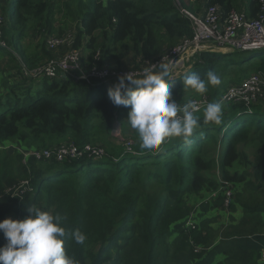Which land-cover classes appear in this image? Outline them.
<instances>
[{
	"label": "trees",
	"instance_id": "obj_1",
	"mask_svg": "<svg viewBox=\"0 0 264 264\" xmlns=\"http://www.w3.org/2000/svg\"><path fill=\"white\" fill-rule=\"evenodd\" d=\"M202 2V7L218 6L222 18L231 11H243L251 19L264 15V0ZM180 3V7L199 14L198 6L190 8L184 0ZM6 4L8 7L0 6V14L4 16L0 23L1 37L6 44L0 48H5L7 53L8 49L15 50L23 67L17 64L7 68L10 77L21 80L8 83L0 95V143L24 137L25 130L48 136L50 142L53 137L68 134V141L78 146L93 142L92 146L103 147L104 154L62 161L55 157L26 156L28 165L22 172L27 175L34 192L12 195L5 191L14 186L10 174L0 173V220L6 217L23 219L29 215L27 207L30 205L59 213L69 233L65 251L79 264H158L155 246L160 238L171 232L176 235L170 243V248L175 247L171 248L175 264H218L214 258L220 253L223 254L219 260L221 264L228 261L237 264L238 260L243 264H261L264 232L233 234L216 248L212 246L213 232L205 225L194 229L181 226L192 210L186 197L197 194L206 184L216 188L217 182L211 176L216 163L221 180L225 182L241 184L252 172L254 180L244 182L247 189L254 192L263 186L258 184L256 174L258 168H262V158L254 157L248 175L237 170L234 164L237 161L243 165L248 163L249 158L240 149L241 145L254 139L264 142V98L247 105L233 101L222 103L223 117L219 125L203 123L202 108L197 113L201 117L200 127L187 143L171 138L158 150H147L139 145L138 133H134L131 135L133 151H129L123 143L106 142L105 138H97V134L92 133L95 120L108 131L114 121H127L130 109L113 105L107 95L108 88L118 79L112 83L100 78L86 80L79 78L76 71L56 77L28 76L23 72V69L32 72L38 64L44 65L52 59L47 39L51 35L64 36L67 31L73 34L72 49H80L82 45L86 49H80L83 72L93 68L109 69L113 64L119 66L120 59L111 49L126 44L132 51L134 68L149 67L183 41L193 38L192 24L179 12L174 0H8ZM60 5L64 9L61 20L56 17ZM97 50L98 55L95 54ZM239 52H199L188 69L167 81L172 99L183 104L197 94L195 91L187 93L189 88L183 87L184 77L192 73L206 79V73L211 70L220 77L219 86H208L206 93L211 102L217 101L222 94V77L226 74L238 76L241 73L244 78L256 74L264 80V52L242 51L247 52V56H233ZM11 55L16 60L13 52ZM12 69L16 70L12 72ZM44 146L52 147L51 143ZM155 178L166 187L178 186L169 191L168 197L150 195L143 184L140 188L134 186L137 181L151 182ZM221 196L223 194L216 193L213 200L221 202ZM88 202L91 206L84 207ZM206 206L207 203H202L201 210ZM253 208L246 213L262 209L260 206ZM203 214L198 212L195 218ZM243 224L244 221L241 228ZM77 229L86 237L84 244L75 243L71 236ZM5 242L0 232V245ZM198 246L203 249L193 252ZM168 259L169 251L165 249L162 260Z\"/></svg>",
	"mask_w": 264,
	"mask_h": 264
},
{
	"label": "rangeland",
	"instance_id": "obj_2",
	"mask_svg": "<svg viewBox=\"0 0 264 264\" xmlns=\"http://www.w3.org/2000/svg\"><path fill=\"white\" fill-rule=\"evenodd\" d=\"M185 3H188L190 8L199 7V12L203 10L202 7V0H184ZM8 0H0V6L8 7L7 3ZM12 3V2H11ZM10 3V10L13 8V5ZM174 5L178 8L181 5L180 0H174ZM59 12H57L56 17L58 19H62V15L64 13V9L62 5L59 6ZM189 11L195 13L194 11ZM59 23V22H58ZM70 24V22H69ZM67 41H64L63 44L59 45L55 49H49L51 52H53V59H60L65 56L68 52L71 51V41L73 40V34L72 31H67L66 34L63 36ZM100 40V38H99ZM85 41V38H83V43ZM47 46V44H46ZM129 44H126V46H120L118 45L116 48L111 49V53L114 52V55L116 58L120 59V65L117 66V64H113L109 67V69L113 72H129V70H143V67H136L133 66V60L131 59L132 51L128 47ZM214 48V46H205V48ZM98 48V47H97ZM82 51H86L84 49V45L80 48ZM210 49V50H211ZM10 52L7 53L5 48H0V95L6 90V86L8 83H11L13 81H20V77H16L13 79L10 77L9 73L10 71L7 69L13 65H21V62L19 60L18 55L16 54L15 50L12 51V49H8ZM209 50V49H208ZM213 52L216 53H229L230 51L227 50V52H224L222 48L220 49H213ZM12 52L14 53V56L16 57V60L12 59ZM190 50H186L185 54H189ZM86 53V52H84ZM96 55L99 54V51L97 50ZM247 52H239L238 54H234L233 56L244 57L247 56ZM86 57V55H85ZM116 58L113 57L114 63H116ZM49 61V60H48ZM154 63V62H153ZM171 65V78L178 77L181 72L188 69L191 64L188 60L183 59V57L179 56L177 58L168 59V62ZM190 63V64H189ZM43 64V63H42ZM41 63L38 64V66L42 65ZM49 63L44 65L42 68H45L48 66ZM21 67H23L21 65ZM16 69H12L11 71H15ZM38 71V70H36ZM23 72L28 76H37L35 71L29 72L26 69H23ZM66 73V72H65ZM254 75V74H251ZM249 74V76H251ZM247 76V77H249ZM245 77V78H247ZM80 78V77H79ZM244 77L241 76V73L239 75H225L222 77V83L224 84L223 88L225 91L230 85H235L240 82V80H243ZM213 88L214 86H211ZM208 91V90H207ZM194 90L187 89V93H193ZM197 93V92H196ZM202 97L210 98V96L205 92L203 94L197 93L193 97H189L186 101L187 103L191 102L192 99H202ZM201 110V108H200ZM94 125L92 126V133L93 135L97 134V138H105L106 142H110L113 144H119L123 143L131 149L129 151H133L132 146L134 144V140L131 138V135L134 133H137L134 129L130 127L128 124V121L120 122L118 120L114 121L113 126L109 131L103 127L100 126L97 121L95 120ZM122 131H124V134L128 136H123ZM25 134L24 137H14L8 140H4L2 143H0V173H3L7 171V174H10V177L12 178V182L14 183L13 187L7 188L5 191L10 192L12 195H23L26 192H29V194L34 192V187L32 188L29 179H27V175L22 172V168L28 165V160L26 159L27 152L31 149H44L49 143H51L52 147L49 148H69L73 141H68L70 136L68 134H60L57 137L52 138V142L47 138L48 136L43 135H34L31 132L25 130L23 132ZM138 139L139 135H138ZM171 138L166 140L165 142H169ZM164 142V143H165ZM74 143V142H73ZM99 142L96 141V145H98ZM163 143V144H164ZM86 144V143H85ZM89 144H94L89 143ZM101 144L104 145L102 142ZM141 143H139L140 145ZM162 144V145H163ZM103 148V147H102ZM240 149L243 151L244 155H247L249 158L248 163L245 165L242 164V162H236L234 164V167H237V170H243L245 175H248V172L252 171L254 162V157L257 155L262 158V168H258V171L256 174H258V181L263 185L258 189L257 191H251L247 189V185H245L247 182H252L254 180L251 174L249 176H246V179L244 182L246 183H239V184H232L231 182H225L221 180L220 175V169L218 168V163L214 168V172H212L211 176L215 179L217 182L216 188H212L209 184H206L203 189L198 192L197 194H189L186 197L187 202L192 205V210L190 212V215L186 219V221L182 224L181 228H191L194 229L199 226H206V229L213 232V240L214 245L216 248L224 242V240L228 241L229 237L233 234L235 236H240L245 233H251L253 231L258 232H264V221H262V218L264 219V142H261L260 140L254 139L252 141L247 142L244 145L240 146ZM77 158H72L69 155H66L61 159L62 160H72ZM255 172L256 170L253 169ZM219 182V184H218ZM222 182H225L229 184V191H231V195L229 197H226L224 194L228 191L225 187L221 186ZM141 184H143L144 190L149 193L150 195L154 197H168L169 191L172 188H176L178 185L173 184L171 187H166L163 182H161L159 179H153L151 182H148L146 180H143V183L140 181L135 182V187L140 188ZM6 186V185H5ZM226 186V185H225ZM216 193L223 194L221 202H216L213 200V197L216 196ZM187 194V193H185ZM227 201V205H224V202ZM244 202L245 204H243ZM202 203H207V206L204 210H201L200 205ZM91 204L88 202L84 207H89ZM255 206H260L262 209L258 210L256 209V212H249L250 210H253ZM252 208V209H250ZM245 210V212H244ZM198 212H203L204 214L202 216H199L198 219L195 218L197 216ZM245 213L247 215H245ZM195 221L197 224H195ZM242 221H244L243 228ZM243 231V232H242ZM176 235L171 232L170 234L160 238L155 246V254L157 255L159 259L158 264H175V262L172 260V254L173 249L175 248L174 245L170 248V243L173 241V238ZM231 238V237H230ZM188 241L191 245L194 243L188 238ZM166 244V246H165ZM220 244V245H218ZM218 245V246H217ZM169 251V259L164 262L162 260V257L164 255V250ZM203 249V247L198 246L193 249V252L198 253ZM220 256V257H219ZM223 258V254L220 253L217 257L214 258V260L218 261V264H221L219 260ZM261 264H264V256H261V259L259 260ZM231 263L230 261L226 262V264ZM176 264H182V263H176ZM187 264V263H186ZM237 264H243V261L238 260Z\"/></svg>",
	"mask_w": 264,
	"mask_h": 264
},
{
	"label": "clouds",
	"instance_id": "obj_3",
	"mask_svg": "<svg viewBox=\"0 0 264 264\" xmlns=\"http://www.w3.org/2000/svg\"><path fill=\"white\" fill-rule=\"evenodd\" d=\"M171 79V65L160 62L145 67L139 74L119 76L118 82L107 90L113 105L130 109L128 124L138 133L144 149L158 150L169 138L187 143L200 127V106L195 102L181 106L172 99L167 82ZM220 84V77L211 70L206 79L192 73L183 80V87L200 94L207 92L209 85ZM222 117L223 105L219 101L209 102L203 109L205 124L219 125ZM27 212L29 215L23 219L0 220V232L6 241L0 245V264H79L65 251L69 233L63 226L64 217L34 205L28 206ZM71 236L77 244H84L86 239L78 229Z\"/></svg>",
	"mask_w": 264,
	"mask_h": 264
},
{
	"label": "built area",
	"instance_id": "obj_4",
	"mask_svg": "<svg viewBox=\"0 0 264 264\" xmlns=\"http://www.w3.org/2000/svg\"><path fill=\"white\" fill-rule=\"evenodd\" d=\"M178 9L180 13L190 20L194 32L193 38L183 41L160 60H156L152 64L155 65L160 62L167 63L168 59L172 61V59L179 56L192 63L197 59L199 52L212 51L205 49V46L208 45L214 46L217 49L222 48L223 50H228L230 53L252 50H262L264 52V15L251 19L248 18L243 11H231L227 17L222 18L219 7L214 4L206 6L199 14L193 13L182 7H178ZM3 19L4 16L0 14V23H2ZM64 41L67 40L63 36L51 35L47 39L46 44L51 50L63 44ZM5 46L6 44L0 32V47ZM186 50H190L189 54H185ZM80 53V49L71 48V51L65 54L63 58H52L44 64L46 65L49 63L47 67L42 68L44 66L42 65L32 70V72L35 71L36 75L56 77L60 75L61 72H66L65 74H67L70 71H76L81 79L100 78L102 81H109V83H112L113 80L118 79L119 76H123L126 73L135 75L142 72L141 70H129V72L116 73L109 69L98 71L94 68L87 72H83L80 66ZM152 64L150 66H152ZM263 86L264 80L260 76L254 74L244 78L235 85H230L222 92L217 101L221 103L230 101L243 102L246 105L255 103L264 98ZM191 102L197 103L202 109L211 101L208 100V98L202 97V99H192ZM184 104H187V102L179 105L183 106ZM71 143L72 144L67 149L64 147L55 149H31L27 152V156H33L36 159H50L55 157V159L61 161L66 155L72 158H78L84 155L89 157H101L104 154L103 148L100 146H92L91 144L78 146L73 142ZM129 149L130 147H128V150ZM228 185L229 184L224 182L223 187L228 189L224 194L226 197L231 195ZM224 205H227V201L224 202Z\"/></svg>",
	"mask_w": 264,
	"mask_h": 264
},
{
	"label": "water",
	"instance_id": "obj_5",
	"mask_svg": "<svg viewBox=\"0 0 264 264\" xmlns=\"http://www.w3.org/2000/svg\"><path fill=\"white\" fill-rule=\"evenodd\" d=\"M60 75H61V76H65L66 74H65L64 72H61Z\"/></svg>",
	"mask_w": 264,
	"mask_h": 264
},
{
	"label": "bare ground",
	"instance_id": "obj_6",
	"mask_svg": "<svg viewBox=\"0 0 264 264\" xmlns=\"http://www.w3.org/2000/svg\"><path fill=\"white\" fill-rule=\"evenodd\" d=\"M71 47V46H70Z\"/></svg>",
	"mask_w": 264,
	"mask_h": 264
}]
</instances>
